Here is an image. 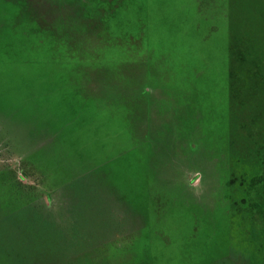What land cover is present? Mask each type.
I'll use <instances>...</instances> for the list:
<instances>
[{
    "label": "rangeland",
    "instance_id": "rangeland-1",
    "mask_svg": "<svg viewBox=\"0 0 264 264\" xmlns=\"http://www.w3.org/2000/svg\"><path fill=\"white\" fill-rule=\"evenodd\" d=\"M263 26L264 0H0V264H264Z\"/></svg>",
    "mask_w": 264,
    "mask_h": 264
},
{
    "label": "trees",
    "instance_id": "trees-1",
    "mask_svg": "<svg viewBox=\"0 0 264 264\" xmlns=\"http://www.w3.org/2000/svg\"><path fill=\"white\" fill-rule=\"evenodd\" d=\"M261 32L264 33V26L261 27L260 33ZM249 46H253V45H251L250 42H249ZM234 57H238V62L239 61L242 62L243 59H242V56H241V54L239 52H235V55L233 56L234 61L231 60L232 72L235 73L236 72L235 70L240 69V68L238 67V65H235V67H234V64H233V62L235 63V58ZM254 64H255V62L252 61L251 66L248 65L247 69L245 70L246 72H244V74H243L245 76V79L248 81L249 88L252 89V90H253V83H254L255 77L258 74L256 68H254ZM254 101H252L250 103V106H249V109L250 110L249 111L252 110ZM232 105H233V103H232ZM263 106H264V104H263ZM233 107H234V105H233ZM250 147L251 148H255L254 150H256L257 161H258L259 166H260V175H259V178L264 179V146H249V148ZM259 203H261L260 205L262 206L263 211H264V197L261 198V201H259Z\"/></svg>",
    "mask_w": 264,
    "mask_h": 264
}]
</instances>
